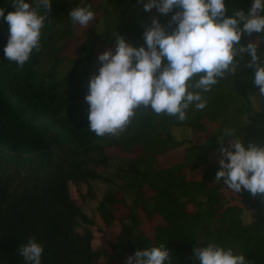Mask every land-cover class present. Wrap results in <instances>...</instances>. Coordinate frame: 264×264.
<instances>
[{
  "label": "trees",
  "instance_id": "16d2710c",
  "mask_svg": "<svg viewBox=\"0 0 264 264\" xmlns=\"http://www.w3.org/2000/svg\"><path fill=\"white\" fill-rule=\"evenodd\" d=\"M29 2L36 7V0ZM143 3L51 0L41 50H33L22 68L5 57L9 26L0 17V264H30L19 254L29 238L43 247L41 264H119L160 244L169 250L171 264H200L193 250L208 243L243 254L248 264H264V195L244 189L228 195L223 178L214 180L221 139L231 149L225 128L245 146L249 140L264 146V106L257 110L251 102L260 92L249 53L235 57L236 71L202 92L205 108L190 106L183 121L141 107L118 136L98 137L88 128L85 96L101 66L99 54L115 52L119 34L134 47H147L143 32L153 18L167 33L177 27L170 21L178 9L145 12ZM87 5L96 20L80 29L69 12ZM225 5L232 16L237 8L247 11L251 0ZM0 8L5 16L15 10L12 0H0ZM251 37L264 41L262 33H243L241 44ZM73 40L79 41L75 54L67 50ZM177 149L181 160L163 165L161 157ZM213 153L219 158L212 159ZM71 183L86 185L81 203ZM98 184L104 185L99 192ZM93 215L114 233L107 242L111 251L93 246ZM156 219L153 233L141 227Z\"/></svg>",
  "mask_w": 264,
  "mask_h": 264
},
{
  "label": "clouds",
  "instance_id": "9594fccd",
  "mask_svg": "<svg viewBox=\"0 0 264 264\" xmlns=\"http://www.w3.org/2000/svg\"><path fill=\"white\" fill-rule=\"evenodd\" d=\"M14 11L3 17L9 26L4 48L8 61L22 68L33 50H41V29L51 9V0H12ZM43 7L45 14L37 9ZM143 11L156 8L161 14L178 9L171 17L177 27L167 33L158 18L143 32L147 47H134L122 35L115 39V52L108 49L98 56V74H93L85 100L89 105V129L98 137L118 136L131 123L136 109L150 108L157 115L186 119L190 106H206L202 92L210 91L218 78L234 73L235 57L245 52L255 67L254 83L264 96V41L241 44L243 33L264 34V0H251L247 11L237 8L226 15L225 0H144ZM74 25L87 27L95 18L90 5L78 6L69 12ZM166 59L167 63H162ZM195 89L196 91H193ZM256 109L260 110L259 104ZM223 137H232L231 149L223 146L214 180L235 193L242 189L253 196L264 195V146L249 140L247 146L233 130L225 128ZM234 149V150H232ZM200 264H248L243 254L215 243L194 248ZM43 247L34 238L19 248V254L30 264H41ZM171 264L169 250L160 244L137 250L127 257V264Z\"/></svg>",
  "mask_w": 264,
  "mask_h": 264
},
{
  "label": "rangeland",
  "instance_id": "374dc122",
  "mask_svg": "<svg viewBox=\"0 0 264 264\" xmlns=\"http://www.w3.org/2000/svg\"><path fill=\"white\" fill-rule=\"evenodd\" d=\"M95 18L90 22V24L88 26H90L92 23L95 22ZM87 26V27H88ZM85 28L84 26H81L80 29ZM257 37H251L250 38V42H254L257 41ZM77 42H79L78 40H73L71 43H68L67 46V50L72 53L75 54L76 53V46H77ZM251 102L253 107L256 109V104H259L260 109L263 108L264 106V96H261L260 94H256L254 96L251 97ZM215 128V124L210 125L208 127L207 132L211 133ZM200 135H203V133H199ZM116 154L121 155L120 152H117ZM181 155H182V150H172L169 151L168 153L164 154L161 157V162L163 165H167L170 166L172 164L177 163L179 160H181ZM219 154L218 153H213L212 154V159H218L219 158ZM194 174V172H193ZM104 189V185L98 184L96 191L99 192L101 190ZM70 191L71 194L74 198V200H76L77 202L81 203V194H86V185H81L79 186L78 184L75 183H71L70 184ZM228 195H232V196H236V193L234 191H228ZM129 201L130 197H129ZM89 211V210H88ZM94 217V222L90 225L91 226V230L94 234V238H93V246L96 248H99L100 246H102L103 249L111 251V247L109 246V244L107 243L108 240H112L114 238V233L108 229L104 227L103 222L101 221L100 218L96 217L95 215H93ZM159 219H156L155 221L152 222H145L141 225L142 228L146 229L149 233H153V226L155 223H157ZM104 227V229L102 230V228ZM117 229H119V227L117 226ZM102 230V231H101ZM127 257H129V255H127L119 264H127ZM97 264H107L106 261L102 260L100 262H98Z\"/></svg>",
  "mask_w": 264,
  "mask_h": 264
}]
</instances>
